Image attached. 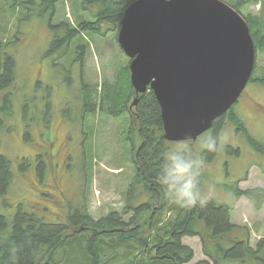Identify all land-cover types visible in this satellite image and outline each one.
Returning <instances> with one entry per match:
<instances>
[{
	"label": "rangeland",
	"instance_id": "obj_1",
	"mask_svg": "<svg viewBox=\"0 0 264 264\" xmlns=\"http://www.w3.org/2000/svg\"><path fill=\"white\" fill-rule=\"evenodd\" d=\"M31 1L38 9L28 17L25 7L30 6ZM55 1L52 4L50 0H0V53L15 58L17 74L14 114L7 119V125L13 130L10 134L4 131L0 139V155L10 159L14 179L8 193L0 197V214L11 220L21 204L27 211L34 208L36 214L39 210L48 212V206L54 208L57 205L64 210L60 211V219L78 209H86L94 219L118 212L129 220L133 213L125 214L128 206L126 195L136 177L132 150L134 146L136 151L141 142L131 115L113 118L96 114L93 119H87L91 122V131L85 126L82 129L80 117L84 110L82 80L92 86L93 91L97 90L96 97L100 98L99 91L104 81L114 85V81L124 78V73L120 75L124 70L122 67L126 63V69L128 61L129 68L130 59L118 44L117 27L109 23L102 26L100 34L85 32L70 42L69 47V43H62L61 48L65 47L63 53H67L56 55L52 50L55 32H61L65 24L69 30L70 24L72 28H77L83 21H95L98 8L89 3L82 4V0ZM257 1L244 7L243 14H258L260 5ZM79 51L83 52L81 54L86 56L85 59L78 57ZM54 63H58L56 67ZM256 64L260 70L264 68V55L257 56ZM45 86L53 88L51 96H48ZM133 98L129 101V108ZM49 101H52L53 107L46 120ZM25 104L30 106L27 115L24 113ZM105 107L106 112L108 109ZM35 110V119H32ZM233 110L245 123L250 136L264 144V88L249 84ZM26 124L30 127L34 124L39 129L49 128L48 132L45 129L44 140L53 142L54 147L60 144L57 136L65 138L67 144L68 156H56L49 160L46 167L49 172L45 171L44 183L36 181L34 184L29 179L34 176L32 157L38 151L33 144L35 149L20 141L19 132ZM86 133L90 138L84 135ZM209 136L204 134L195 142H169L167 147L175 150L180 145H190L193 155L203 162L201 187L206 201L235 206L233 222L242 223L243 218L255 221L252 219L253 212L247 206L249 204L241 199L236 202L234 192L237 184L247 176L248 181L239 185L241 189L264 188V157L251 148L243 134L236 133L232 124H227L215 158L206 163L201 155L205 151L201 145ZM228 146L239 149V158L228 154ZM19 164L26 171L20 172ZM52 168L60 182L53 183L54 187L50 189L48 184H51ZM139 203L137 200L134 205ZM244 225L249 226L248 223ZM261 236L264 233H252V245ZM184 244L194 250L192 264L206 260L198 238H186Z\"/></svg>",
	"mask_w": 264,
	"mask_h": 264
},
{
	"label": "trees",
	"instance_id": "obj_2",
	"mask_svg": "<svg viewBox=\"0 0 264 264\" xmlns=\"http://www.w3.org/2000/svg\"><path fill=\"white\" fill-rule=\"evenodd\" d=\"M134 1L136 0H91V2L82 0V4L89 3L98 8L95 13L96 21H83L77 28L70 26L69 30L68 25H63L61 32H55L53 52L56 55H65L67 52L63 53L65 47L61 48L62 43H69L67 46L69 47L70 42L85 32L100 34L102 26L106 23L115 25L118 33L124 13ZM223 1L243 15L250 27L257 56L264 55V0ZM254 1L259 2V13L243 14L242 9ZM50 2L53 4L56 1L50 0ZM25 10L28 17L36 12V8L29 5ZM65 31V35H62ZM81 53L83 52H78V57L83 56L85 59L86 56ZM57 64L54 63V67ZM123 66L126 67V63ZM258 66L256 64L249 84H257L264 88V68L260 70ZM125 67H122L124 70L120 74L122 76L124 73V78L114 81V85L107 80L104 81L99 91L100 98L96 97L98 91H93L92 86L82 80L84 110L81 113L80 125L82 129L85 126L91 131V122L87 119H93L96 114L113 118L132 115L129 101L132 97H138L137 118L134 117V120L140 125L138 134L141 142L136 151L134 146L132 150L136 177L126 195L128 206L125 210L126 215L133 213L132 218L126 220L123 214L112 212L106 217L94 219L86 209H78L66 218L60 219V211L64 210L57 205L54 208L48 206V212L45 213L39 210L41 215L39 211L37 214L34 213V208L25 210L21 204L11 220L0 214V264H192L195 253L192 248L184 244L186 238H198L202 245L206 260H199L194 264H264V236L255 245H252L251 241L252 233L258 235L257 233L264 228V220L256 223L252 228L239 225L232 220L235 206L220 204L214 200H208L203 206L197 205L190 209H181L169 204L163 187L156 179L163 162L162 154L170 150L167 147L169 142L163 137L161 108L150 89L144 94L136 93L131 85L128 61L127 68ZM16 77L15 58L0 53V139L4 131L10 134L13 130L7 125V119L14 114ZM45 87L48 96H51L53 88ZM105 106L108 109L106 112ZM52 107L53 103L49 101L46 120L49 119ZM29 109L30 106L25 104V115ZM36 112L33 111L32 119H35ZM225 121L235 127L237 134H243L251 148L264 157V144L250 136L245 123L233 109L217 119L212 129L207 132H212L210 136L216 139L217 150L220 147ZM33 125L30 127L26 124V127L19 132L20 141L33 144L36 151H39L37 139L42 136L43 140L46 135L45 129L47 132L50 129L47 127L39 129L38 126ZM84 135L89 137L87 133ZM41 143L54 146L51 141ZM217 150L201 152L203 161L210 163L208 161L215 158ZM226 150L231 156L239 158V149L228 146ZM37 155L38 158L32 159L34 176L29 177L34 184L36 181L44 183L45 171L49 172L39 152ZM18 170L26 171L21 169L20 164ZM13 173L10 159L0 155V197L8 193L14 179ZM203 177L202 169L201 179ZM48 187L53 189L52 182ZM234 195L236 201L242 197L248 199L256 211H260L264 206L262 187L244 190L238 183ZM137 200L140 203L134 205Z\"/></svg>",
	"mask_w": 264,
	"mask_h": 264
},
{
	"label": "water",
	"instance_id": "obj_3",
	"mask_svg": "<svg viewBox=\"0 0 264 264\" xmlns=\"http://www.w3.org/2000/svg\"><path fill=\"white\" fill-rule=\"evenodd\" d=\"M117 40L136 93L155 94L170 143L210 131L239 102L257 62L247 21L223 0H136Z\"/></svg>",
	"mask_w": 264,
	"mask_h": 264
},
{
	"label": "clouds",
	"instance_id": "obj_4",
	"mask_svg": "<svg viewBox=\"0 0 264 264\" xmlns=\"http://www.w3.org/2000/svg\"><path fill=\"white\" fill-rule=\"evenodd\" d=\"M201 147L214 152L218 144L214 137L209 136ZM162 161L156 179L163 187L169 204L181 209L203 206L207 199L201 187L203 162L193 155L190 145L183 144L175 150H166L162 154Z\"/></svg>",
	"mask_w": 264,
	"mask_h": 264
},
{
	"label": "flooded vegetation",
	"instance_id": "obj_5",
	"mask_svg": "<svg viewBox=\"0 0 264 264\" xmlns=\"http://www.w3.org/2000/svg\"><path fill=\"white\" fill-rule=\"evenodd\" d=\"M133 104L131 105V112H132V115H131V120H132V123H133V126L135 127V129L139 130V123L137 121L134 120V117L137 118V114H136V107L138 105V97L135 96L133 98ZM137 99V102L135 103V100ZM227 124V121L224 122V125L226 126ZM223 132V131H222ZM212 132H209V133H205L206 135L208 134H211ZM57 136V135H56ZM164 137V135H163ZM57 139H58V142H60V144L57 146V147H52V146H48L46 144H42L41 142H46V140H42V136H39V138L37 139L38 140V148H39V153L41 155L40 158H42V161L45 163L46 166H49V160L52 161V158L56 157V156H62V158H65L66 156H68V148H67V144L65 142V138H61L59 139V137L57 136ZM165 139V138H164ZM166 140V139H165ZM167 141V140H166ZM46 148V150H45ZM61 152V154H59ZM38 153H36L33 157V158H38ZM52 174H51V182L52 184L53 183H56V181L60 182V179L59 177H57L56 175V172L54 171V169L52 168ZM241 182H239V185H240ZM54 185V184H53Z\"/></svg>",
	"mask_w": 264,
	"mask_h": 264
},
{
	"label": "crops",
	"instance_id": "obj_6",
	"mask_svg": "<svg viewBox=\"0 0 264 264\" xmlns=\"http://www.w3.org/2000/svg\"><path fill=\"white\" fill-rule=\"evenodd\" d=\"M247 182V181H246ZM243 202L245 201L246 203H248L249 205H247V206H249V208H250V210L253 212V215H252V219H254L255 221H244V220H246L245 218H243V221H242V223H240V222H235V223H237V224H239V225H244V224H246V223H248V225H251L252 227H253V225H255L256 223H258V222H260V221H262V220H264V208L262 207V209L260 210V211H256L254 208H253V206H252V204L250 203V201H248V200H246V199H244V198H242L241 199ZM238 205H239V203H238ZM238 205H237V207L236 208H238ZM244 217V216H243ZM251 222H253V225L251 224ZM261 226H259V228H260ZM262 233H264V228H262L261 230H260V232L259 233H257L258 235H260V234H262ZM262 237V236H261Z\"/></svg>",
	"mask_w": 264,
	"mask_h": 264
}]
</instances>
